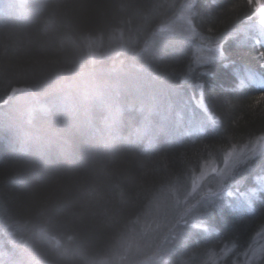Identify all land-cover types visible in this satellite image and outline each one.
Wrapping results in <instances>:
<instances>
[{
    "label": "trees",
    "instance_id": "obj_1",
    "mask_svg": "<svg viewBox=\"0 0 264 264\" xmlns=\"http://www.w3.org/2000/svg\"><path fill=\"white\" fill-rule=\"evenodd\" d=\"M183 1L0 0V264H231L264 234V146L189 197L264 137V34L234 36L253 2L194 0V38L159 32Z\"/></svg>",
    "mask_w": 264,
    "mask_h": 264
},
{
    "label": "rangeland",
    "instance_id": "obj_2",
    "mask_svg": "<svg viewBox=\"0 0 264 264\" xmlns=\"http://www.w3.org/2000/svg\"><path fill=\"white\" fill-rule=\"evenodd\" d=\"M252 2L254 6L253 16L250 18V21L247 23L245 28L236 31L234 36L240 35L245 38L252 37L255 40V43H259L261 42L259 41L261 38H259V33L264 34V0H252ZM193 4L194 0H184L179 10L176 11L173 20L170 23L161 26L159 28V32L169 34L170 36L194 38L196 36V32L192 21ZM192 56L193 63L195 65L206 64L221 57V45L197 44L192 48ZM22 92V89L16 88L12 97L16 93ZM197 100L199 110L204 115H209L202 98L199 96ZM185 111L188 113V115L191 114L189 111ZM171 114L174 115L173 112ZM263 146L264 137L257 139L248 146L233 149L225 153L220 164L212 162L205 163L193 177L189 195V197L193 199L191 203H194L196 206V204L201 200L206 202L209 200V198L218 196L232 169L241 161L254 156ZM258 182L260 184L264 183L259 179ZM190 208L191 207H189V210ZM228 254H230L229 251L223 252L221 257L217 258L213 264H224L225 257L228 256ZM230 263L264 264V234L258 236L251 247L239 255V258H237L235 255L231 256Z\"/></svg>",
    "mask_w": 264,
    "mask_h": 264
},
{
    "label": "water",
    "instance_id": "obj_3",
    "mask_svg": "<svg viewBox=\"0 0 264 264\" xmlns=\"http://www.w3.org/2000/svg\"><path fill=\"white\" fill-rule=\"evenodd\" d=\"M14 92H15V89L10 93L9 97L6 99V101L3 104H6L8 102V100L12 97Z\"/></svg>",
    "mask_w": 264,
    "mask_h": 264
},
{
    "label": "snow or ice",
    "instance_id": "obj_4",
    "mask_svg": "<svg viewBox=\"0 0 264 264\" xmlns=\"http://www.w3.org/2000/svg\"><path fill=\"white\" fill-rule=\"evenodd\" d=\"M261 55H264V53H262Z\"/></svg>",
    "mask_w": 264,
    "mask_h": 264
}]
</instances>
